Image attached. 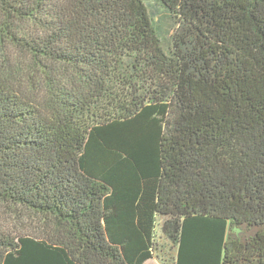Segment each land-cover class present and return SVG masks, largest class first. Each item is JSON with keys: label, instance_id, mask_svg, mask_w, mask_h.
Segmentation results:
<instances>
[{"label": "trees", "instance_id": "16d2710c", "mask_svg": "<svg viewBox=\"0 0 264 264\" xmlns=\"http://www.w3.org/2000/svg\"><path fill=\"white\" fill-rule=\"evenodd\" d=\"M0 0V264H264V0Z\"/></svg>", "mask_w": 264, "mask_h": 264}, {"label": "rangeland", "instance_id": "374dc122", "mask_svg": "<svg viewBox=\"0 0 264 264\" xmlns=\"http://www.w3.org/2000/svg\"><path fill=\"white\" fill-rule=\"evenodd\" d=\"M148 7L156 23L161 43L164 49L169 51L172 44L171 35L176 30L177 24L170 17L168 10L159 2L150 0ZM0 221L8 226L11 225L15 230H27L34 233L46 227V224L36 213L20 207L14 208L7 204H0ZM176 255L177 246L161 236V232H158L155 255L145 264H175Z\"/></svg>", "mask_w": 264, "mask_h": 264}]
</instances>
